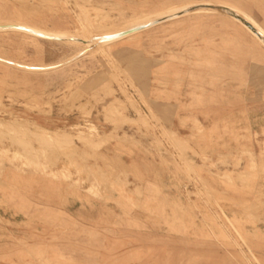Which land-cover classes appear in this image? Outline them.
<instances>
[{"label": "rangeland", "instance_id": "rangeland-1", "mask_svg": "<svg viewBox=\"0 0 264 264\" xmlns=\"http://www.w3.org/2000/svg\"><path fill=\"white\" fill-rule=\"evenodd\" d=\"M207 1L0 0V23L83 37ZM210 1L264 27V0ZM78 51L0 32L32 66ZM0 264H264V46L198 13L53 69L0 61Z\"/></svg>", "mask_w": 264, "mask_h": 264}, {"label": "bare ground", "instance_id": "bare-ground-1", "mask_svg": "<svg viewBox=\"0 0 264 264\" xmlns=\"http://www.w3.org/2000/svg\"><path fill=\"white\" fill-rule=\"evenodd\" d=\"M217 7L227 8L229 10H232L236 13H238L241 17H243L245 20H247L251 25L257 30L255 31L248 25H246L243 21L238 19L237 17H234L232 15H229L225 13V11L218 9ZM158 12H152L148 14H143L140 17H137L134 20H130L129 22H122L118 23L119 26H111L103 30H88L87 36H77L75 34L69 33L67 31H55L51 32L48 30L40 29L34 26L22 24V23H9V22H1L0 23V32L5 31H19L21 33H24L30 37H38V38H44L49 40H56L64 43H72L75 45H78L79 51L70 59H66V61H62L59 63L49 64V65H40V66H32L25 63H20L12 59L3 58L0 57V61L7 62L11 65L15 66H21L24 68H35V69H53L59 66H62L64 64H67L78 57H80L83 53L89 50H93L96 47H104L105 45L126 38L131 37L135 35L136 33L143 31L145 29H148L150 27H153L159 23H162L164 21L170 20V19H176L185 15H192V14H198V13H223L233 19L236 23L240 24L248 33L253 35L263 46H264V27L248 12H246L243 9H240L239 7L230 4L228 2H219V1H207V2H186L177 6H173L171 8L166 7ZM164 10V11H163ZM163 19V21L150 26L152 22ZM260 21V20H259ZM149 25V26H147ZM144 26L143 29L137 30L135 32H132L130 34H127L122 37H115L116 34L122 33L124 31H128L130 29ZM258 32V33H257ZM106 48V47H105ZM98 49V48H97Z\"/></svg>", "mask_w": 264, "mask_h": 264}, {"label": "water", "instance_id": "water-1", "mask_svg": "<svg viewBox=\"0 0 264 264\" xmlns=\"http://www.w3.org/2000/svg\"><path fill=\"white\" fill-rule=\"evenodd\" d=\"M217 8H218V9H221V10H223V11H225V13H227V14H229V15H232V16H234V17H237L238 19H240L241 21H243L246 25H248L249 27H251L252 29H254L255 31H257V30L251 25V23H249L247 20H245L243 17H241L238 13H236V12H234V11H232V10H229V9H227V8H222V7H217ZM161 21H163V19L156 20V21L152 22V23L149 24V25H150V26H153V25H155V24H157V23H159V22H161ZM149 25H147V26H149ZM143 28H144V26L136 27V28L130 29V30H128V31H124V32H122V33H118V34L115 35V37H122V36H125V35H127V34H130V33H132V32H135V31L140 30V29H143ZM257 33H258V32H257Z\"/></svg>", "mask_w": 264, "mask_h": 264}]
</instances>
